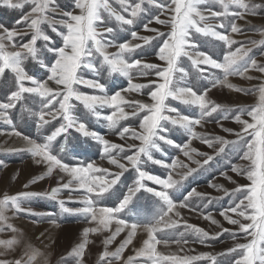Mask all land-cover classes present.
<instances>
[{
    "label": "snow or ice",
    "instance_id": "snow-or-ice-1",
    "mask_svg": "<svg viewBox=\"0 0 264 264\" xmlns=\"http://www.w3.org/2000/svg\"><path fill=\"white\" fill-rule=\"evenodd\" d=\"M116 2L121 7L120 11L112 6L110 0H71L70 9L62 11L60 18L55 19L50 17L49 13L57 12V0H0V5L13 10H23L26 4L32 5L31 10L16 21L17 25H25L28 31L21 33L16 28L9 29L0 25V91L4 92V99L0 100V121L9 125L16 136L23 137L29 145L27 151L37 164L47 165L46 175H51L54 169H58L60 173L69 177L67 182H62L63 177H61L57 182L58 186L52 187L47 192L24 191L17 195L4 196L0 199V225H3L4 230L15 232L12 225L5 223L7 220L4 215L5 209L12 208L17 214L22 212L34 214L30 208L23 207L26 199L43 196L57 200L59 194L67 190L69 192L68 201H59L62 211L82 214L97 224V227L83 230L84 241L70 254L74 259V264H82L81 258L88 243V234L108 229L113 220L116 228L104 241L105 246L125 230H127V235L115 252L105 251L101 255L102 264H112V260L119 259L125 247L132 244L138 229H142L147 234V239L143 241L142 247L135 251L134 256H129L124 261V264H196L201 260L209 264H219L218 256L227 257L233 254L237 255L232 259V264H264V84L258 87L259 103L249 109H241L240 114L231 117L240 125L239 131L233 132L232 129L221 126L225 133L234 135L235 140H228L222 136H202L194 131V126L201 125L202 121L219 110H227L223 109L221 104L208 98L209 89L205 88L200 91L188 85L186 83L188 73L180 66V59L186 57L201 78L210 80L212 87L217 85L234 87L228 84V77L230 75L244 76L250 68L264 73V64H257L254 59H246L248 50L243 47L232 51L231 46L237 42L225 32L217 30H230L231 33L241 32L242 30L234 21L242 18L244 14H258L257 10L264 8V5L249 3L246 0H139L135 3H131L130 0H116ZM145 3L154 6L158 11L157 15L143 25L145 30L154 32L155 36L139 35L137 31L132 30V26L137 23V18L146 11L143 7ZM213 3H219L222 11L213 10L210 7ZM202 5H209V7H202ZM230 6H235L241 11L230 13ZM165 14H168V18L161 19V16ZM229 16H231V21H229ZM153 20L157 24L166 25L170 30L165 33L150 28L149 25ZM107 21H114L115 26H109ZM210 21L216 23H210ZM45 23L60 37L59 45L43 30L42 25ZM57 25L63 30L58 29ZM117 29L128 30L130 39L124 42L116 41ZM194 34L214 38L227 46L229 50L223 56V60L218 61L208 53L198 50L197 43L193 39ZM18 36L20 42L16 41ZM25 37L30 38L25 41ZM5 40L9 42L13 50H8V46L4 43ZM156 40H162L155 52L162 65L148 63L143 56L136 58L138 49L146 50L147 47L153 46V41ZM39 41H43V44H38ZM112 47L117 49L115 53L108 52V49ZM49 54L52 58L51 62L45 63V58ZM97 56L102 58L99 63H97ZM29 60L39 66L37 71L43 69L42 77L38 78L26 70L25 61ZM202 65L206 67H201ZM105 68L109 73H120L128 77V88H122L114 94H109L100 79H89L84 75L85 72H89L100 77ZM211 69L222 70L224 78L221 80L213 76ZM133 70H136L140 76H148L154 72L157 77V81L150 82L155 85V90L149 93L152 103L127 101L122 95V92H138L149 87V85L132 82L130 73ZM6 72H10L11 77ZM206 72L207 75H205ZM49 82H54L57 87L55 89L50 87ZM181 83L184 86H180ZM79 85L96 90L99 94L82 92L77 87ZM236 90L248 91L242 88ZM169 98L180 101L184 105L195 106L199 109L198 117L183 115L176 108L170 107L166 104ZM29 99L39 105L38 110L33 111L26 106L25 102ZM74 101L82 104L97 119L105 121V126L113 131L117 129L120 121L129 117H137L141 112H145L146 114L140 120L139 130L126 126L116 133L121 140L130 138L139 141V144L112 143L105 138V135L91 130L73 114ZM18 105L21 109V118L27 113L34 119L38 130L51 125L53 121H58V126L42 138L43 142L23 135L22 132L16 130L17 126L12 115V110ZM124 105L130 107L131 111H125ZM106 107L112 109L111 114L104 115L99 111ZM169 113H175V115ZM245 113L250 119L242 118ZM229 118V116L222 117V119ZM166 123L178 126L187 132L189 136L187 142L177 145L174 140L164 135L163 133L167 131ZM72 130L97 142L102 148L101 157L106 158L118 171L110 172L109 169L98 167L93 162L86 165L64 162L63 156L60 155L64 152V145H60L59 151L56 150L55 145L59 144L58 137L67 140ZM193 138L214 148L216 155L221 154L228 145L239 148L242 152L239 159L247 161L248 165L242 168L233 164L230 171L246 176L249 183L237 185L231 191L221 185H212L217 190L223 191L225 196L235 198L232 204L228 208L221 209L219 214L229 224L237 226L236 232L223 228L221 232L211 236L209 232L193 225L186 224L185 227L192 230L201 244L218 238L224 233H230L233 238L243 235L246 242L235 243L233 247L219 254L201 252L197 255H162L157 251V245L167 244L169 239L164 235L158 238L157 233H163L164 229H174L179 224V221L173 219L170 213H173L177 207H186L187 201L193 196L202 200L207 199L209 203L215 198L206 197L205 194L193 189L184 201L177 205L170 198L169 190L174 189L197 169L189 168L179 160H173L171 163L155 160L150 153L153 149L158 150L159 142H163L179 149L185 157L202 167L208 164L213 157L206 153L196 152V149L190 146ZM126 152H132V154L122 155ZM194 153L205 157L203 165L200 160L194 159ZM142 157L172 171L166 178L150 174L142 167L144 162ZM122 160L127 163L121 162ZM178 166L187 168V171L180 176V179H174L172 173ZM129 168L135 170L136 177L119 205L115 208L99 207L98 202L120 182L121 176ZM221 175L232 183H236L226 172H222ZM43 179L44 176L34 177L32 183ZM146 182L159 186V190L149 186ZM25 187L27 188L28 185ZM78 190L83 193L78 201L82 207H67V203L77 202L73 200L71 193ZM141 191L152 193L164 204L162 213L150 224L127 222L119 216ZM174 214L176 217L180 216L178 210ZM204 219L211 220L213 224L218 223L211 214L205 215ZM175 242L180 243L181 241L176 240ZM183 242L187 243L186 240ZM0 243L11 246L15 241H0ZM139 258L145 259L141 262ZM0 264H5V262L0 261ZM15 264H23V261L18 259Z\"/></svg>",
    "mask_w": 264,
    "mask_h": 264
},
{
    "label": "rangeland",
    "instance_id": "rangeland-1",
    "mask_svg": "<svg viewBox=\"0 0 264 264\" xmlns=\"http://www.w3.org/2000/svg\"><path fill=\"white\" fill-rule=\"evenodd\" d=\"M131 3L139 2V0H130ZM249 3L264 5V0H246ZM110 3L117 11L121 10L120 5L116 0H110ZM58 10L55 13H49V16L55 19H59L61 12L69 10L71 7V0H57ZM32 5L26 4L23 10H13L5 6L0 5V25L6 28H16L21 33L28 31L25 25H17L16 21L21 18L24 13L31 10ZM143 7L146 9L140 17L137 18L136 25L132 26V30L138 32L139 35L155 36L154 32H150L144 29L143 25L148 22L153 16L158 14L157 9L154 6L145 3ZM202 7H209V5H202ZM213 10L222 11V7L219 3H213L210 5ZM241 11L235 6H230L229 12L233 13ZM258 14H244L242 18L236 19L234 22L242 30L241 32L231 33L230 30L217 29L225 34L229 35L231 39L237 43L231 46V50L235 51L236 48L243 47L248 50V57L246 59H254L257 64H264V8L257 10ZM78 14V10H77ZM107 14L105 13V16ZM127 15V14H125ZM168 14L161 16V19H167ZM231 21V16H229ZM109 26H115L114 21H107ZM210 23H216L210 21ZM150 28H155L161 32L167 33L170 29L166 25H161L153 22L149 25ZM43 30L51 36L52 40L59 45L61 43L60 37L56 33L51 31L48 24L42 25ZM60 29V26L57 25ZM127 28V26H126ZM63 30V29H60ZM30 37H25L26 41ZM112 38V37H109ZM130 39V32L128 30L121 31L117 29L115 33V40L118 42H124ZM193 39L196 41L198 50L208 53L218 61L223 60V56L229 50L222 42L214 40V38L204 37L201 34H194ZM17 42H20V37L16 38ZM8 50H13L8 41H4ZM162 40L153 41V46L147 47L146 50H137V57L143 56L146 62L161 64L155 55L159 44ZM38 44H43V41H39ZM117 49L115 47L109 48V53H115ZM51 56L45 58V63L51 62ZM102 59L97 56V63ZM35 62L29 60L25 61V68L30 74L36 75L38 78L44 75L43 69L37 71L38 65ZM180 66L188 73L186 83L197 90L203 91L205 88L209 89L208 98L222 105L224 110H219L217 113H213L211 117L202 121L201 125L194 126V131L198 135L214 137L222 136L228 140H235L236 137L229 133H225L222 127L230 128L235 131L240 130V125L234 121L231 117L236 114H240L241 109H249L250 107L259 103L258 87L264 84V73H261L253 68H250L244 76L230 75L228 77V84L234 87H228L226 85H217L212 87L210 80L203 79L199 74L191 67V61L186 57L180 59ZM206 67V66H201ZM213 76L218 79H223L224 74L222 70L211 69ZM6 74L11 77L10 72ZM208 73L206 72L205 75ZM86 78L100 79L105 84L106 90L109 94H114L115 91L122 88H128V77L123 76L120 73H109L107 69L102 72L100 77L94 76L92 73L85 72ZM130 75L132 76L133 83H140L149 85L140 91H128L122 92L127 101H140L142 103H152L150 98V91L155 90V85L150 84L151 81H157V77L154 72L148 76L138 75L136 70H133ZM249 77H251L249 79ZM49 86L56 88L54 82H49ZM180 86H184L183 83ZM80 91L87 94H99L96 90L89 89L83 85L77 86ZM246 89V92H240L236 89ZM4 99V92L0 91V100ZM26 106L33 111L38 110L39 105L34 103L32 99L27 100ZM75 107L73 114L84 122L88 128L94 130L99 134L105 135V138L109 139L112 143L127 145V144H139V141L133 139L121 140L116 134L121 128L130 126L139 130L140 120L145 115V112H141L137 117H129L126 120L120 121L116 130H109L105 125L106 122L99 120L92 115L89 110L85 109L82 104L73 102ZM170 107L176 108L181 114L189 115L190 117H198L199 109L195 106L184 105L180 101L169 98L166 101ZM125 111H131V108L124 105ZM102 114H111L112 109L103 108L99 109ZM175 115V113H169ZM14 117V123L16 124V130L22 132L23 135H27L32 139H36L38 142H43V137L50 134L55 127L58 126V121H53L51 125L45 126L44 129H37L34 119L27 113L21 118V109L18 105L16 109L12 110ZM223 116H229V119H222ZM243 119H250L245 114ZM219 121V123L217 122ZM165 127L167 131L163 134L174 140L175 144L180 145L187 142L189 136L188 133L178 126H173L170 123H166ZM59 144L55 145L57 151H59L60 145H64V152L60 155L63 156L64 162H68L73 165L87 164L93 162L96 166L101 168H107L110 172H116L118 169L111 165L106 158L101 157V146L89 137H85L82 134L72 130L65 140L63 137H58ZM55 143V142H54ZM192 148L196 149L198 153H206L213 157L208 164L203 165L204 156L193 154L194 159L201 161V166L193 163L183 153L163 142H159L158 150H151V156L155 160H161L165 163H171L173 160H179L182 164L187 165L189 168L197 169L186 179L182 180L174 189L169 190L170 198L179 205L183 202L185 197L193 189L199 193H203L206 197H212V202L209 203L207 199H200L199 197H191L187 201V206L183 208L177 207L173 213H170L173 219L178 220L179 224L174 229H164L163 233H157V237L162 235L169 239V243H161L157 245V251L162 255L179 254V255H197L201 252H209L213 254H219L225 252L228 248L233 247L235 243L246 242L243 235H237L233 238L230 233H224L218 238L210 239L205 244H201L197 241L196 235L191 229L185 227V225H193L197 228H201L211 236L221 232L223 228L229 229L231 232L237 231V226L229 224L220 216L221 209L228 208L234 197L225 196L224 192L217 190L212 185H221L223 188L231 191L237 185H247L249 182L246 176L237 175L230 171V167L233 164H237L242 168L247 167L248 162L239 159L242 155L239 148H234L232 145L225 147L224 151L216 155L214 148L208 147L206 144L200 142L199 139L193 138L191 140ZM29 145L23 139L22 136H16L11 127L0 121V199L4 196L17 195L20 192H47L52 187L58 186L57 182L63 177L62 182H67L69 177L66 174L60 173L58 169H54L51 175H46L47 165L37 164L35 159L27 151ZM56 154V153H54ZM115 155V153H113ZM132 152H126L122 155H130ZM144 160L142 167L144 170L150 172V174L158 177L166 178L171 172V169H167L161 165L154 164L147 160L146 157H142ZM121 162L127 163L122 160ZM187 171V168L178 166L173 172L174 179H180V176ZM222 172H226L228 176L232 178L236 183L224 178L221 175ZM44 176L43 180H37L36 183H32L34 177ZM136 177L134 169L129 168L121 178L120 182L109 193L104 195V198L98 202L99 207H117L123 198V195L127 192L128 187L133 183ZM149 186L155 187L159 190V186L152 185L151 182H146ZM25 185H28L26 188ZM239 195V194H237ZM74 201L67 203V207L78 208L82 207V204L78 201L82 198V191H74L71 193ZM69 192L67 190L62 191L57 200H52L43 196H33L24 201L23 207L30 208L32 213H19L17 214L14 209L7 208L4 210V215L7 217L6 224H10L15 228V232L11 230H4L3 225H0V241L14 240L15 243L11 246L0 243V261H4L5 264H15L16 260H22L23 264H74V259L70 255L72 250L84 241L83 230L85 228L97 227L95 222L82 214L66 213L63 212L59 201H68ZM164 209L163 202L147 191H141L137 193L136 197L130 202V204L124 208L119 216L127 222L137 224H150L159 217ZM180 212V216H175V211ZM211 214L212 218L218 223L213 224L211 220L204 219V216ZM235 218V217H233ZM115 221L109 225L108 229L98 230L93 233H89L87 236L88 243L86 244L83 257L81 258L82 264H102L100 257L105 252H115L120 243L125 239L127 230L121 232L115 240L105 246L104 241L115 231ZM166 234V235H165ZM147 239V234L138 229L132 244L125 247L121 257L116 260H112V264H124V261L129 256H134L135 251L142 247L143 241ZM176 240H180V243H176ZM187 241L184 243L183 241ZM237 254L232 256H218L219 264H232V259ZM141 262L145 258H139ZM196 264H209V262L201 260Z\"/></svg>",
    "mask_w": 264,
    "mask_h": 264
}]
</instances>
